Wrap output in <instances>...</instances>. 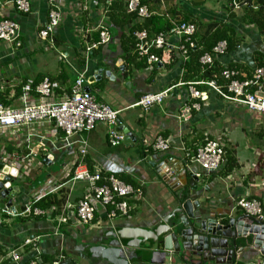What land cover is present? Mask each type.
Listing matches in <instances>:
<instances>
[{
	"label": "crops",
	"instance_id": "0c3cea01",
	"mask_svg": "<svg viewBox=\"0 0 264 264\" xmlns=\"http://www.w3.org/2000/svg\"><path fill=\"white\" fill-rule=\"evenodd\" d=\"M6 1L2 0L0 11L8 9V13L20 23L24 45L11 57L8 44L0 42L1 102L4 103V97L8 107H20V99L25 94L21 86L24 83L33 85L36 81L40 84L45 78L53 79L60 85L56 92V97L60 99L69 95L77 75L83 71L89 78L98 69L110 72V77L95 80L86 87L91 89L98 101L120 111L119 119L132 133L134 141L113 147L108 140L109 127L99 124L81 135L90 147L84 166L92 172L100 169L106 174L134 180L138 186L136 189L142 191V197L127 200L130 208L127 216L118 215L110 219L101 208L94 222L86 226L79 225L74 218L63 221L67 216L65 205L57 213L56 207L45 209V215L39 216L24 212L33 195L45 185L60 183L68 173L72 175L75 172L79 166L76 162L78 148L65 147L64 133L55 131L50 124L34 125L31 129L0 130V149L4 150L3 153L7 151L8 156H14H9L8 162H12L13 166L21 165L19 176H24L14 184L19 185L24 195V201L17 205V214L1 218L0 264H12L8 254L17 249L22 251L25 261L35 258L38 251L39 264H55L58 261L61 264H112L104 255L112 251L114 243L120 244L121 257L129 264H183L177 254L164 253V240L173 232L179 234L184 229L182 215L185 213L180 208L187 200L188 191L195 215V220L189 219L190 223L200 217L226 223L231 217L243 216L244 212L236 209V203L242 198L256 199L264 208V117L237 109L213 92L201 89L205 93L203 100L199 101L202 110L194 112L188 122H180L176 117L180 112V103L187 97L192 100L186 88H180L175 99L148 112L141 107H133L145 95L184 82L183 73L178 68H168L167 54L178 53V40L170 41L171 46L164 52V63L158 64L157 69L154 65L142 68L140 59L130 63L128 58L136 55L131 48L132 29L134 32L142 31L146 20L135 15L131 22L115 27L110 13L109 19L103 20L102 9L93 4L88 12L80 15H76L73 8L69 9L68 17L53 35L55 46L52 48L50 43L39 38V31L49 18L46 0H31L33 12L27 17L3 6ZM76 1L63 0L66 6ZM141 2L152 13L150 18L161 19L163 28L173 23H194L197 26L196 39L200 44L223 27L234 30L242 44L235 53L223 58V62L230 67L242 68L250 74L258 67V61L264 62V32L248 22L247 8L243 5L235 8L234 0ZM113 4L116 12L127 6L126 0H114ZM257 7L254 1L253 8ZM100 23L109 28L112 40L89 50L92 44L100 42L99 31L94 30ZM146 30L152 38L154 28ZM120 61L125 67L124 72L118 64ZM218 82L224 83L221 78ZM62 83H66L68 89ZM20 91L21 96L16 98ZM38 99L36 92L29 94V100ZM231 120L236 121L234 125L240 129L223 136ZM236 133L246 137L243 149L235 147ZM158 136L171 141L170 151L157 152L148 147ZM206 139L222 142L227 152L237 159L239 165L230 174V180H225L223 166L217 172L206 173L188 162L186 155H194ZM27 157L33 162L31 167L24 169ZM184 169L188 170V177L183 176ZM189 172L201 174L200 178L196 176L199 181H193ZM168 175L172 176V183L167 181ZM190 181L194 184L191 185ZM86 187L85 183H77L73 189L66 185L53 195L58 198L66 196V202L75 206ZM108 209L111 210V207ZM154 232L157 235L153 239L148 236L139 239L143 234ZM250 239L249 236L237 240L239 252L234 264H249L263 258ZM27 241L31 244L25 245ZM134 242L135 246L129 247V243ZM98 248L101 250L97 255L94 250Z\"/></svg>",
	"mask_w": 264,
	"mask_h": 264
},
{
	"label": "built area",
	"instance_id": "2783aa9c",
	"mask_svg": "<svg viewBox=\"0 0 264 264\" xmlns=\"http://www.w3.org/2000/svg\"><path fill=\"white\" fill-rule=\"evenodd\" d=\"M253 1L257 2L259 0ZM62 2L63 0H46L49 18L39 31L40 40L47 44L50 43L52 48L55 46L53 35L68 17L69 9L73 8L76 15H80L88 12L95 4L102 9L101 18L108 20L114 0H77L73 5L68 6L65 5V2ZM126 2L128 14L137 15L143 21L152 16V13L142 4L141 0H126ZM1 4L2 0H0ZM4 5L20 14L29 15L33 12L31 0H7L5 3L3 2ZM241 5L246 7L248 4H240L234 0L233 6L235 8ZM8 12V9L0 11V42L8 44L11 53L9 56L13 57L23 47V40L21 38L20 23ZM94 30L99 31L100 42L92 44L89 50L111 42L109 28L104 26L103 23L95 26ZM196 33L197 26L192 22L173 23L169 31L160 33L153 38L149 36L146 29L135 31L133 36L138 51L136 54L139 59L146 57L147 64L150 66L163 64L164 59L151 54L150 51L151 49L167 51L171 46L170 41L174 39L178 40L179 43L176 47L178 55L186 63L189 60L190 49L196 47L194 41ZM167 55H169L168 60L171 63L172 54L168 53ZM227 55H229L228 44L226 41H222L213 48L211 53L204 54L200 59L203 69H214V67L217 68L220 65L219 77L224 83L220 84L216 76L212 80L178 83L167 87L161 92L143 96L133 107H141L145 112H148L154 107L163 105L166 101L175 99L177 91L180 88H186L192 100L187 97L180 103V112L176 117L180 122H188L193 118L194 112L202 110L199 101L203 100L205 93L199 87H206L207 91L213 92L227 103L234 104L237 109L242 108L251 115L264 117V66L257 67L252 73L248 74L242 68H233L229 64H225L223 58ZM88 81L89 77L86 71L78 74L70 88L69 95L59 99L56 97V92L60 89V85L50 78H45L35 89V92L39 95L37 101L29 100V94L32 93V84H28L24 88L25 94L20 99V107H6L0 100V130L6 131L22 127L31 129L34 125L50 124L55 131L64 133L65 147H77L79 152L76 159L79 166L75 172L72 175L71 172L68 173L60 183H51L50 186L45 185L38 193L33 195L24 212L33 213L36 216L45 215L46 211L37 208L36 205L50 195L58 193L66 185L71 186V189H73L77 183H85L87 187L83 197L75 206L66 202L64 211L67 210V216L63 221L74 218L81 226L91 225L101 208L110 219H114L118 215L127 216L130 211L127 200L131 197H142L141 189H136L124 183L116 175L106 174L100 169L92 172L84 166L90 147L88 142L81 136L82 134L92 131L99 124H104L109 127L108 140L111 146L117 147L125 143L126 139V135L118 130L120 111L98 101L91 92L86 91ZM2 90L0 88V91ZM148 147L154 151L165 153L170 151L171 141L163 136H158L154 143L148 145ZM2 151L4 152V150ZM226 155L225 144L217 140L206 139L194 155L187 154L186 158L190 164L199 166L204 172L213 173L219 171L225 164ZM3 156L11 169L18 171L21 169V165L13 166L12 162H8L11 155L8 156L7 151L3 153ZM29 158L27 157L25 160L24 169L25 167H31L33 161ZM12 160L18 162L15 159ZM196 176L200 178L201 174H196ZM23 177L21 176V179ZM231 178L232 175H229L225 180ZM117 198L122 201L118 202ZM108 207H111V210ZM236 209L244 212L243 216L248 218L254 220L264 219V208L260 201L256 199L242 198L236 203ZM30 244L31 242L27 241L25 245ZM39 254L37 251L35 258L25 261L22 251L17 249L11 250L8 258H10L12 264H39ZM55 264L61 263L58 261ZM249 264H264V257Z\"/></svg>",
	"mask_w": 264,
	"mask_h": 264
},
{
	"label": "water",
	"instance_id": "95a60500",
	"mask_svg": "<svg viewBox=\"0 0 264 264\" xmlns=\"http://www.w3.org/2000/svg\"><path fill=\"white\" fill-rule=\"evenodd\" d=\"M118 64L121 71L124 72L125 67L122 65V61ZM110 74L104 69H98L89 78L88 83L91 84L95 80L110 77ZM85 90L91 92L89 87H86ZM118 130L126 135L125 143L134 141L132 133L125 128L121 120L118 122ZM187 171L184 169L183 176L188 177ZM189 176L193 181H199L195 173L189 172ZM20 180L19 171L11 169L3 156V151L0 149V225H2L1 218L3 216L16 215L17 205L24 201L21 188L19 185H14ZM167 181L169 183L173 182L171 175L167 176ZM190 184L193 185L194 183L190 181ZM193 187L195 188V185ZM186 197V202L180 208V211L185 213L182 215L184 229L179 234L173 232L166 237L164 240V253L177 254L183 264H234L239 252L237 251V240L250 236L253 240L254 248L264 257V219L254 220L247 216H240L231 217L226 223H221L215 218L201 219L200 217L194 223H190V218L195 220L194 204L190 198V191L186 193ZM163 231L166 230L163 229ZM149 234H143L139 239L142 240L147 236L153 239L157 235L155 232ZM134 246L135 242L129 243V247ZM112 248L108 255H104L110 263L129 264L126 259L121 257L119 243L112 244ZM100 250L98 248L94 252L98 255ZM160 254L162 255L163 253Z\"/></svg>",
	"mask_w": 264,
	"mask_h": 264
},
{
	"label": "trees",
	"instance_id": "16d2710c",
	"mask_svg": "<svg viewBox=\"0 0 264 264\" xmlns=\"http://www.w3.org/2000/svg\"><path fill=\"white\" fill-rule=\"evenodd\" d=\"M240 4L247 3L248 5L246 6V15H248V22L251 24H255L256 27L261 31L264 32V0H259L257 1V9L253 8L254 1L253 0H237ZM114 4L110 9V15L113 21L114 26L116 27H122L124 24L131 22L134 19V14L129 15L127 12V9L117 11L114 9ZM116 12V13H115ZM23 16L27 17L28 15L22 14ZM152 27L154 28V32H152L151 35H158L163 32H167L171 29V25L168 27L163 28L162 27V21L161 19L157 18H150L145 21V23L142 25V30L143 29H149ZM132 33L130 35V39L133 40L131 44V48L134 49L135 54L138 53L137 47H136V42L135 38L133 36L134 30L132 29ZM152 36V38H153ZM151 37V36H150ZM194 41L196 43V47L193 49H190L189 53V60L188 62L184 63L181 57L178 55V53H171L172 54V62L168 66L170 69H176L178 68L179 71L183 73L182 80L186 83H191V82H198L201 80H212L215 79L214 77L216 76V79H220L219 77V66L214 69H203L202 64L200 62V59L203 57L204 54L206 53H211L213 48L220 42L226 41L228 44V52L229 53H235L238 49V47L242 44L241 41H239L238 37H236V32L232 29H227V28H222L214 35H212L208 40L203 42L202 44L197 42L196 35L194 37ZM24 45V44H23ZM164 52L165 50H157V49H151L150 53L157 55L159 58L164 59ZM137 54L134 57L128 58L130 63H136ZM139 62H142V65H140L142 68H145L146 66L148 67L149 65L147 64V58H141ZM258 67L264 66V62H259L258 61ZM156 69L158 68V64L154 65ZM216 74V75H215ZM61 79V77H60ZM53 80V79H52ZM54 81V80H53ZM63 82H66L65 80ZM220 83V82H219ZM221 84V83H220ZM28 85V83H24L23 87L21 86V89L24 91V88ZM39 85V81H36L32 85V93L35 92L36 87ZM64 88L68 89L66 83H62ZM201 90H207L206 87H199ZM21 90V91H22ZM19 92L16 94V98L20 97L22 92ZM2 101L4 102L3 104L8 107L9 103L5 102L4 97L2 98ZM238 162L237 159L229 152H227L226 155V162L222 167L223 170V176H229L234 170L238 168ZM214 173V172H213ZM119 179H121L124 183L133 186L134 188H137L138 186L135 184L134 180L126 177H120L117 176ZM63 195V193H62ZM61 198H58L57 195H50L49 197L43 199L40 201L36 207L45 210L49 209L51 207H56V213L61 212L63 209V206L65 205L66 202V196H60ZM118 202L121 200L117 198ZM250 242H252V239H250ZM74 264V263H71Z\"/></svg>",
	"mask_w": 264,
	"mask_h": 264
},
{
	"label": "rangeland",
	"instance_id": "374dc122",
	"mask_svg": "<svg viewBox=\"0 0 264 264\" xmlns=\"http://www.w3.org/2000/svg\"><path fill=\"white\" fill-rule=\"evenodd\" d=\"M235 123L236 121H233V120L230 121V124L228 125V127H226V130L224 131L223 136H226V134L231 135L234 132H236L235 130L240 129L238 125L237 126L234 125ZM234 137L236 138L235 147L236 148L239 147L243 149L245 146L246 137L244 135H239L238 133H236Z\"/></svg>",
	"mask_w": 264,
	"mask_h": 264
}]
</instances>
